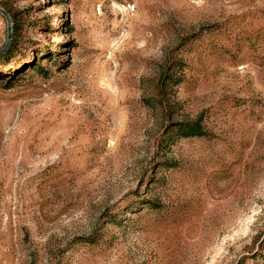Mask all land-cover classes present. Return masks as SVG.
I'll return each mask as SVG.
<instances>
[{"label":"rangeland","instance_id":"1","mask_svg":"<svg viewBox=\"0 0 264 264\" xmlns=\"http://www.w3.org/2000/svg\"><path fill=\"white\" fill-rule=\"evenodd\" d=\"M0 264H264V0H0Z\"/></svg>","mask_w":264,"mask_h":264},{"label":"built area","instance_id":"2","mask_svg":"<svg viewBox=\"0 0 264 264\" xmlns=\"http://www.w3.org/2000/svg\"><path fill=\"white\" fill-rule=\"evenodd\" d=\"M137 7L131 3H123L120 6V11L127 15H134L136 13Z\"/></svg>","mask_w":264,"mask_h":264},{"label":"trees","instance_id":"3","mask_svg":"<svg viewBox=\"0 0 264 264\" xmlns=\"http://www.w3.org/2000/svg\"><path fill=\"white\" fill-rule=\"evenodd\" d=\"M195 135V134H194Z\"/></svg>","mask_w":264,"mask_h":264}]
</instances>
